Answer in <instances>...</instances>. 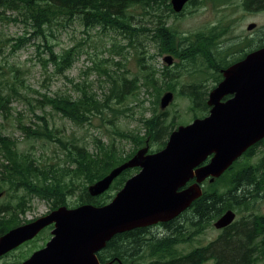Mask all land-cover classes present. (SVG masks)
<instances>
[{"label":"trees","instance_id":"obj_1","mask_svg":"<svg viewBox=\"0 0 264 264\" xmlns=\"http://www.w3.org/2000/svg\"><path fill=\"white\" fill-rule=\"evenodd\" d=\"M197 1L191 0L187 5ZM223 1L227 3L230 0H213L215 5H222ZM242 6L246 10H263L264 0H243ZM139 7L155 18L150 21L152 26L141 24V21L137 26L133 11ZM1 9L15 12V17L9 20L22 23L25 33L15 39L0 38V59L5 57L7 48L14 53L38 38L45 43H35L37 50L41 53V46H44L47 54L46 57L41 58V62L44 66L54 64L59 72L70 69L80 53L74 47L57 53L54 44L48 40L49 30H52L53 25L61 17L68 23L79 21L87 29L101 27L105 33L110 31L123 35L129 39L128 47L134 46L136 37L145 34L146 39L155 43L162 54L171 53L180 59L181 62L176 63V68L193 66L191 79L192 74L203 76L213 70L214 74H209L215 83L212 88L220 81L222 67L231 65L245 57L249 51L264 46V27L257 30L258 41L255 44L252 45V39L249 40L244 36L240 41L231 44L227 51L221 47L222 36L226 33L223 24L183 35L168 23L169 17L182 14L174 12L171 0H0ZM229 30L231 32V25ZM11 40L16 42L9 45ZM114 49H118L117 51L122 54L127 46L115 44ZM236 52H239V55L234 57ZM144 60V56L138 60L144 74L143 79L138 76L129 78L125 71L113 74L110 69L104 70L111 83L109 92L104 94V97L91 91L89 86H82L79 87L81 93L77 98L61 94L54 97L43 95V102L74 124L85 125L92 123V118L98 115L104 118L110 113L112 117H117L123 111L117 109L115 105L122 103L129 96L137 98L142 87L152 94L154 91H162L163 85L165 90H171L176 95L187 94L194 118L204 116L207 111L206 91H202L205 87V78L180 84L181 82L172 73L174 72L172 68L166 66L162 74L157 76L155 69L147 70L149 66ZM1 67L2 65L0 69ZM12 69L15 74L20 73V69ZM16 78L20 80L17 76ZM4 82L9 84L7 80L0 79V109L11 113L12 108L8 105L17 94V90L13 87V93L3 92L1 86H4ZM159 102L160 94L156 104L158 105ZM168 113L167 110L158 112L155 108L150 117H144L142 121L146 131L144 136L139 133L121 132L122 137H131L138 145L132 153L124 156L112 143L101 140L97 141L93 150L80 146L76 139L65 138L58 129L50 127L45 116H38L43 123L36 124V128H33V124L22 126L27 138L46 139L60 147L66 154L64 165L39 162L32 153L20 152L14 138L0 132L2 157L0 158V193L10 192V197L14 196L13 198L17 200L14 206L6 204L0 206V237L21 224L18 213L25 212L29 207V200L34 197L47 199L53 208L61 205L69 207L71 204L67 199L81 187V195L74 206L83 203L101 206L110 202L125 182L139 171V168L124 170L110 188L99 196H91L88 187L106 176L114 167L128 161L138 148L148 144L150 152L156 151L153 145L178 128L176 120L179 111L176 110L169 116ZM181 120L178 125L182 123ZM166 143L167 141L162 142L163 147ZM259 143H264V139ZM263 162L264 160L258 167L245 168L241 173L236 171L230 173L247 175L246 177L249 178H217L213 183H207L203 195L196 199L190 208L192 218L186 219L184 223L165 224L167 232L162 236L148 235L147 228H136L116 234L107 243V252L110 251L111 255L107 257L101 255V259L103 261L107 258L114 261L120 259L123 264H206L207 261H212V264H258V254L264 255V237L259 241V237L264 236V214H243L242 218L233 222L230 227L222 229L219 236L206 245H197L192 249L185 246L192 244L199 234L228 209L236 210L239 214L248 209L249 199L255 193L257 195L260 191H264ZM18 190H22V194H14ZM113 191L115 194L112 193ZM21 261L17 264H21Z\"/></svg>","mask_w":264,"mask_h":264},{"label":"rangeland","instance_id":"obj_2","mask_svg":"<svg viewBox=\"0 0 264 264\" xmlns=\"http://www.w3.org/2000/svg\"><path fill=\"white\" fill-rule=\"evenodd\" d=\"M225 2L223 1L222 5H215L213 0H198L196 3L189 4L184 9V12L177 17H169L168 23L183 35H189L218 24L224 25L226 21L231 22V35L238 37L244 35L250 37L255 35L258 29L264 27V9L246 10L241 6L243 0ZM133 12L137 26H139V21H141V24L152 26L150 21L155 20V18L145 13L141 7L134 9ZM15 15L16 13L12 10H0V38L15 39L25 33L22 23L9 20ZM251 22L257 24L254 30L247 29L248 24ZM50 32L53 34H50ZM48 38L54 44L57 53L73 47L80 52L73 66L67 71H57L56 66L52 63L44 66L41 58L47 56L45 53L46 48L41 46L40 53L35 43H45V41L38 38L33 39L14 53H11L9 51L10 48H7L4 53L5 57L0 59V65H2L0 79H5L9 83L8 85L5 82L3 83L4 86H1L2 91L13 93V87L17 90V94H15L8 105L12 108L11 113L5 109H0V132L14 138L20 152L32 153L41 163L64 165L66 154L54 142L46 139L27 138L22 126L33 124V128H36V124L43 123L38 116H45L50 127L58 129L65 138L76 139L80 146H86L93 150L97 141L101 140L105 143H112L117 151L123 153V156L132 153L138 145L135 144L131 137H122L120 133H139L144 136L146 131L142 124L143 118L150 117L155 108L158 112L167 110L169 112L168 116L175 113L176 110L179 111V117L176 120L177 127L191 123L194 120V112L190 110L191 102L187 94L180 93L176 95L174 93L173 101L165 109L161 108L160 102L158 105L156 104L159 94L161 101L164 93L171 91L165 90L163 85L162 91H154L152 94H149L146 88L142 87L137 98L129 96L122 103L115 105L117 109L123 111L117 117H112L110 113L106 114L104 118L98 115L92 118V123L85 125H76L53 111L50 105L44 104L43 95L54 97L61 94L77 98L81 93L79 87L89 86L91 91L96 92L100 97H104V94L109 92L111 83L103 71L110 69L113 74L114 72L119 74L125 71L129 78L138 76L143 79L144 74H142L141 66L138 62L141 56H144V61L149 66L147 70L152 71V69H155L157 76L162 74L166 66L172 68L174 70L172 73L181 82L180 84L205 78V87L202 88V91H206L205 98L208 97L212 86L215 84L213 77L209 75L214 74L213 70L203 76L192 74L191 79L190 73H192L193 66L185 65L184 67L176 68V63L181 62L180 59L171 53L162 54L155 43L146 39L145 34H140L136 37L134 46L128 47L129 39H126L123 35H117L110 31L105 33L101 27L87 29L79 21L68 23L65 18L61 17L53 25L52 30H49ZM241 39H236V42ZM15 42L16 40H11L9 45ZM115 44L127 46V49L120 54L117 51L118 49H114ZM167 55L173 56L171 65H168L165 60ZM238 55L239 52H236L233 56ZM12 68L20 69V73L15 74ZM16 76L20 78L19 81ZM159 84L161 85L162 82ZM180 119H182V123L178 125ZM169 136H163L162 140L153 145V148L156 151L162 149V142L168 141ZM159 147L160 149L157 150ZM257 150L259 152L253 158L254 162L258 158H261V160L264 158V143ZM0 158L2 159L1 156ZM204 186L206 187L207 183ZM112 193L115 194V191ZM14 194L20 195L22 190H18ZM79 195H81V187L67 199L71 204L69 207H76L74 204L77 202ZM10 196L9 192L0 199V206L5 204L9 206L16 205V198ZM249 200L248 209L241 212V214L234 210L238 213L235 221L242 218L243 214H264V191H260L257 195L255 193ZM28 206L25 212L18 213V220H20L21 225L25 221L44 215L50 208V205L39 197L30 199ZM215 221L203 233L199 234L192 244H186L185 247L192 249L197 245H206L208 242L215 240L222 230L214 226ZM263 237H259V241ZM46 240L45 235L43 239L37 240L29 246L22 247L13 255L1 259L0 264H17L20 260L23 261L36 247L43 245ZM258 256V264H264V255L258 254ZM206 264H212V261H207Z\"/></svg>","mask_w":264,"mask_h":264},{"label":"water","instance_id":"obj_3","mask_svg":"<svg viewBox=\"0 0 264 264\" xmlns=\"http://www.w3.org/2000/svg\"><path fill=\"white\" fill-rule=\"evenodd\" d=\"M190 1L171 0L174 12L181 13ZM256 27L252 22L247 29ZM165 60L171 65L173 56L167 55ZM222 73L224 79L209 94L212 109L208 116L180 125L158 151L149 152L148 144L140 148L88 187L91 196H99L124 170L139 167L110 202L72 208L61 205L46 216L16 226L0 237V257L54 223L53 237L46 246L22 264H114V260L101 263L97 253L116 234L167 222L186 211L203 195L208 176L220 177L250 146L264 139V46ZM227 94L234 96L223 102ZM173 99V91L165 92L161 108L168 107ZM211 154V161L201 165ZM215 179L210 178V182ZM236 215L229 209L214 226L224 229ZM118 262L122 264L120 259Z\"/></svg>","mask_w":264,"mask_h":264},{"label":"flooded vegetation","instance_id":"obj_4","mask_svg":"<svg viewBox=\"0 0 264 264\" xmlns=\"http://www.w3.org/2000/svg\"><path fill=\"white\" fill-rule=\"evenodd\" d=\"M241 6H242V4H241ZM243 7V6H242ZM230 25H231V22H228V21H226V22H224V27H226V33L225 34H223V36H222V40H223V42H222V49L224 50V51H227V50H229V47L231 46V44H234L235 42H236V39H240V38H243L244 36H246V35H244V36H240V37H238V36H233V35H231V32H230V30H229V27H230ZM234 37V38H233ZM248 37V39L250 40V39H252V45L253 44H255V42H257L258 41V37H257V32H255V35H252V36H247ZM261 48V47H260ZM257 49H259V48H257ZM254 50H256V49H253V50H251V51H249L248 53H250V52H252V51H254ZM247 53V54H248ZM246 54V55H247ZM245 55V56H246ZM243 58H245V57H243ZM242 58V59H243ZM241 60V59H240ZM237 61H239V60H237ZM237 61H235V62H237ZM234 62V63H235ZM234 63H232V64H234ZM231 64V65H232ZM230 65H228V66H226V67H222L221 69H220V74H221V78H220V81L219 82H217L216 83V86L224 79V75H223V73H222V70L224 69V68H227V67H229ZM215 86V87H216ZM214 87V88H215ZM214 88H211V91L214 89ZM210 91V92H211ZM210 92H209V94H210ZM209 94H208V97H207V99H206V103H207V111L205 112V114H204V116L203 117H206V116H208L209 114H210V112H211V109H212V106L211 105H209L208 104V101H209V99H210V96H209ZM234 95L233 94H227V95H225L223 98H222V101L223 102H226V101H228L229 99H231L232 97H233ZM197 118H200V117H197ZM202 118V117H201ZM194 119H196V118H194ZM260 142V141H259ZM259 142H257V143H255L254 145H252V146H250L236 161H234V163L232 164V166H230L229 167V169H227L220 177H213V176H208L207 177V179L203 182V187L205 188V186H204V184L205 183H213V182H210V178H249V177H246L247 175H241V174H230V173H232V171L233 172H235L236 171V173H241V171H244L245 170V168H250V167H252V166H256V167H258L261 163H262V160H264V158H262V160H261V158H258V160L256 161V162H254L253 161V158L255 157V156H257V154H258V152H259V150H257L258 148H259V146H261V145H263V143L261 144V143H259ZM213 158V154H211V155H209L208 157H207V159L201 164V165H205V164H207V163H209L210 161H211V159ZM263 165H264V162H263ZM231 168H233V170L231 169ZM231 169V170H230ZM239 169H241L240 171H239ZM193 178H196V176H194ZM215 179V180H216ZM195 180L193 179L191 182L193 183ZM190 182V183H191ZM6 196V193H3V195H2V197L0 198V199H2L3 197H5ZM40 198V197H39ZM43 201H45L46 203H48L49 205H50V208H48V210H47V212L44 214V215H42V216H40V217H43V216H46V215H48V214H50L53 210H55V209H57V208H53L52 207V204H51V202L50 201H48L47 199H44V198H41ZM192 206V205H191ZM191 206L186 210V211H184L182 214H180L179 216H177L176 218H174V219H172V220H170V221H167V222H159V223H156V224H152V225H148V226H145V227H139V228H147L146 230V233L148 234V235H157V236H162V235H164L167 231H166V228L164 227V226H166L165 224H167V223H170V222H182V223H184L185 221H186V219H191L192 218V214H190V208H191ZM40 217H35V218H33V219H30V220H28V221H25L24 222V224H26V223H30V222H32V221H35V220H37L38 218H40ZM21 225V224H20ZM54 227H55V224L54 223H52V224H50V225H47V226H45L44 228H42L41 230H40V232L33 238V239H31V240H28V241H26V242H24V243H22L20 246H18L17 248H15V249H13V250H11V251H9L8 253H6V254H4L3 256H1L0 257V260L1 259H4V258H6V257H8V256H10V255H13L15 252H18L22 247H25V246H29V245H31V244H33L35 241H37V240H40V239H43L44 238V236L46 235V238H47V240L44 242V244L43 245H40V246H38V247H36L33 251H32V253H34L36 250H39V249H41V248H43V247H45L46 246V244H47V242L53 237V229H54ZM136 229V228H135ZM134 230V229H133ZM109 242V241H108ZM107 242V243H108ZM32 253L29 255V256H27V258H29L31 255H32ZM101 255L102 256H104V257H107V256H110L111 255V252L109 251V252H107V244H106V246L103 248V249H101L98 253H97V256H98V258H99V260H100V262L101 263H106V262H110V261H112V259L111 258H107L106 260H102L101 259ZM26 257H25V259L24 260H26L27 259ZM23 260V261H24ZM23 261L21 262V264L23 263ZM114 264H119L117 261H115V263Z\"/></svg>","mask_w":264,"mask_h":264},{"label":"bare ground","instance_id":"obj_5","mask_svg":"<svg viewBox=\"0 0 264 264\" xmlns=\"http://www.w3.org/2000/svg\"><path fill=\"white\" fill-rule=\"evenodd\" d=\"M187 6H188V5H187ZM187 6H186V7H187ZM185 9H186V8H185ZM183 12H184V11H183ZM237 214H238V213H237ZM237 216H238V215H237ZM235 222H236V221H235ZM229 227H230V226H229ZM225 229H226V228H225Z\"/></svg>","mask_w":264,"mask_h":264}]
</instances>
